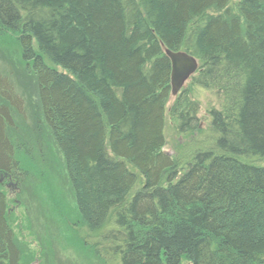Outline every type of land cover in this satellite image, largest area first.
I'll list each match as a JSON object with an SVG mask.
<instances>
[{"label": "trees", "instance_id": "16d2710c", "mask_svg": "<svg viewBox=\"0 0 264 264\" xmlns=\"http://www.w3.org/2000/svg\"><path fill=\"white\" fill-rule=\"evenodd\" d=\"M8 34L97 263L264 264V0H0ZM165 48L198 59L191 83L220 102L185 160L162 150ZM13 87L0 75V173L22 187L21 159L34 163L39 141L17 134L10 114L25 103ZM190 94L169 108L183 135L198 128ZM8 208L0 184V264H22Z\"/></svg>", "mask_w": 264, "mask_h": 264}, {"label": "rangeland", "instance_id": "374dc122", "mask_svg": "<svg viewBox=\"0 0 264 264\" xmlns=\"http://www.w3.org/2000/svg\"><path fill=\"white\" fill-rule=\"evenodd\" d=\"M24 64L20 58L16 38L12 34L0 38V75L9 79L16 95L21 96L25 103V117L12 112L11 120L18 125L17 134L24 133V138L30 136L31 140L39 141L36 142L39 155L34 156L36 159L34 163H29L22 156L23 166L32 174L24 180L22 187L18 182L2 181L0 178V184L8 201V218L15 232L14 238L20 250L21 262L22 264H119L118 260L112 258L104 263L101 260L97 263L90 252L80 247L79 237L90 238L91 234L85 227H78L79 216L74 209L62 154L51 139L47 127L41 122L42 115L35 80ZM55 68L66 72L60 67ZM184 89L189 90L191 98L199 105L195 114L196 123L200 125L199 130L192 128L188 135H179L176 132V125L169 115V108L174 100L170 93L164 110L163 132L166 143L162 149L167 156L180 157L182 160L200 146L202 139L199 138H203L204 133H209L208 110L212 106H218L211 91L192 84L191 78L185 81L179 93ZM1 103L3 102L0 100ZM37 122L43 129L41 140L35 129ZM209 138L210 136H207L205 140L208 141ZM257 161L261 165L264 164V158ZM8 181L14 185H7Z\"/></svg>", "mask_w": 264, "mask_h": 264}, {"label": "water", "instance_id": "95a60500", "mask_svg": "<svg viewBox=\"0 0 264 264\" xmlns=\"http://www.w3.org/2000/svg\"><path fill=\"white\" fill-rule=\"evenodd\" d=\"M165 53L171 63V91L176 95L184 82L196 71L198 64L193 56L185 52L165 50Z\"/></svg>", "mask_w": 264, "mask_h": 264}, {"label": "bare ground", "instance_id": "6f19581e", "mask_svg": "<svg viewBox=\"0 0 264 264\" xmlns=\"http://www.w3.org/2000/svg\"><path fill=\"white\" fill-rule=\"evenodd\" d=\"M165 50H169V51H171V52H175V51H172V50H170V49H168V48H165ZM165 50H164V53H165ZM165 55H166V53H165ZM167 56V55H166ZM167 58H168V56H167ZM195 60H196V62H197V64H199V62H198V59H196L195 58ZM170 78H171V73H170ZM205 90H207L206 88H204ZM170 93H171V97H175V95H173L172 94V91L170 90ZM174 99V98H173ZM213 99H215V101H217V107H214V106H212L211 108L213 109H218L219 108V106H220V102H219V100H218V98H216V96H213ZM24 107H25V104H24ZM17 115H19L18 114V112L17 111H14ZM20 117H25V114L23 115V114H21V115H19ZM199 127H200V125H198V128H197V130H199ZM175 130H176V132L179 134V135H183V134H180L178 131H177V129H176V126H175ZM207 131V130H206ZM163 136H164V132H163ZM207 136H208V133L207 134H205L204 133V137L203 138H199V139H202V140H205L206 138H207ZM215 136V135H214ZM201 141V140H200ZM193 142V141H192Z\"/></svg>", "mask_w": 264, "mask_h": 264}, {"label": "flooded vegetation", "instance_id": "af4514ba", "mask_svg": "<svg viewBox=\"0 0 264 264\" xmlns=\"http://www.w3.org/2000/svg\"><path fill=\"white\" fill-rule=\"evenodd\" d=\"M5 173H7V172H4V173H0V178L2 177V181L3 180H11V181H14L13 179H12V177L7 173V175H5ZM10 182L8 181L7 182V185L9 184ZM11 186H12V184H10Z\"/></svg>", "mask_w": 264, "mask_h": 264}]
</instances>
